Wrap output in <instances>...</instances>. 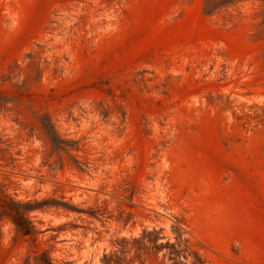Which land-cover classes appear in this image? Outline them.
Returning a JSON list of instances; mask_svg holds the SVG:
<instances>
[{"label": "rangeland", "instance_id": "obj_1", "mask_svg": "<svg viewBox=\"0 0 264 264\" xmlns=\"http://www.w3.org/2000/svg\"><path fill=\"white\" fill-rule=\"evenodd\" d=\"M0 264H264V0H0Z\"/></svg>", "mask_w": 264, "mask_h": 264}]
</instances>
